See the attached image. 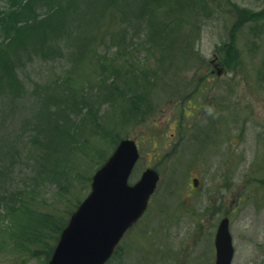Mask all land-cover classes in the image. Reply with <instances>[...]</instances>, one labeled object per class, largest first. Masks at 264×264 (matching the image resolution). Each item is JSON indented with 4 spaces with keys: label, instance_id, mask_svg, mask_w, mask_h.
<instances>
[{
    "label": "rangeland",
    "instance_id": "rangeland-1",
    "mask_svg": "<svg viewBox=\"0 0 264 264\" xmlns=\"http://www.w3.org/2000/svg\"><path fill=\"white\" fill-rule=\"evenodd\" d=\"M137 2L140 13L135 11V19L125 14L117 24L118 30L124 31L125 43L109 44L111 52L127 45L144 60L150 46L158 55L172 48L174 56L160 62L148 60L145 66L150 72L115 75L91 66L70 79L93 103L92 113L76 126V139L84 141V148L77 150L74 160L71 156L62 163L63 171L73 163L80 175L70 179L61 175L54 183L59 171L49 164L53 146L31 151L28 135L19 134L23 122L38 121L37 83L67 74L69 61L55 53V59L35 55L18 70L26 95L24 87L15 100L0 94V151L5 153L0 161L10 164L9 144L19 145L24 159L13 163L12 187L24 197L39 194L48 198L42 209L55 220L64 219L89 192L86 176L97 168L98 157L111 153L121 136L137 135L142 140V135L153 133L166 157L149 161L153 143L144 140L136 171L140 174L153 165L161 174L150 208L135 228L139 233L146 225L145 232L135 245L134 236L125 238L124 246L108 264H214L215 233L225 215L230 217L236 250L233 264H264V0H186L187 7L194 10L191 14L180 12L183 9L176 0L152 1L153 10L148 8L142 14L146 0ZM6 5L0 0L1 9ZM176 17L185 21L179 29ZM254 17L258 19L251 20ZM166 31L174 32L175 42L168 40ZM155 32V41L150 43L148 36L152 39ZM86 59L93 58L87 55ZM5 86L0 88L6 91L9 88ZM187 87L194 88L184 92ZM138 94L143 95L141 104L151 105L145 116L132 104ZM79 95L67 103L60 118L63 125L73 122L77 107L82 105ZM184 96L195 105L187 104ZM93 115L98 116L99 130L93 125ZM60 129L63 126L50 136L51 142ZM61 137L73 139L65 132ZM38 173L49 177L46 184L39 186L43 177L33 181ZM15 211L1 218L6 233L0 242V264H45V248L33 254L11 236L27 218L19 205ZM48 228L44 234L51 245L55 228Z\"/></svg>",
    "mask_w": 264,
    "mask_h": 264
},
{
    "label": "trees",
    "instance_id": "trees-1",
    "mask_svg": "<svg viewBox=\"0 0 264 264\" xmlns=\"http://www.w3.org/2000/svg\"><path fill=\"white\" fill-rule=\"evenodd\" d=\"M10 1L14 8L12 7L13 9L4 13L0 12V87L6 85L5 87L9 88L6 91L0 88V94L8 95L11 99L15 100L19 97L22 87H24L23 96L26 95L25 84L18 81V70L23 65H26L35 55H41L43 59H55L58 56H62L63 59H67L70 63L71 70L64 76L51 77L43 84L37 83L35 93L37 94V104L39 105L36 113L38 121H29L25 125L23 122L19 133L21 137L25 134L28 135V142L32 144L31 151L41 146H53L49 164H53L54 169L59 171L56 173L58 178L54 180V183H58L61 175L69 179L72 176L80 175L76 165L72 163L63 171L64 164L62 163L63 158L66 159L72 156L74 160L77 150L84 148V141L76 139L78 129L76 126L83 123L93 110V103L89 101L88 97L81 95V89L77 85L70 83V79L78 71H86L91 66L105 70L106 72L104 73L115 75H121L122 72H126L128 75H136L140 71L146 70L150 72V67L147 68L145 66L148 60L160 62L168 58L171 59L174 56V52L171 50L172 48H168V50L163 52V55H158L149 46L146 49L147 56L144 60L138 58L136 49L127 45L118 46L115 52H111L109 44L125 43L122 42L124 31L118 30L117 24L124 19L125 14L131 20L135 19V11L139 12L137 0H130V2L123 4L120 3L121 5L117 3L119 0ZM152 1L160 2L162 0H146L144 6L141 8L142 14L148 8L149 10H153L151 6L153 4L151 3ZM176 1L179 7L183 9H180V12H187L188 14L194 12L192 8L187 7L186 0ZM126 9L131 12H124ZM176 18L179 22L177 24L179 29L185 21L179 17ZM255 19H258V17L251 18V20ZM156 33L153 34L152 39L148 36L150 43L155 41ZM166 37H169L168 40L172 43L175 42L176 37L174 32L168 31ZM100 45L103 48H100ZM54 53L59 55L54 56ZM87 55L92 56L93 59L84 60V57ZM114 56H119V58L114 60ZM191 89L193 88L187 87L184 92H189ZM37 92L41 97L38 96ZM78 94H80V103L82 105L81 107H77L78 111H75V118L72 119L73 122L63 125L60 122V118L66 112L65 107L68 102L75 101L74 99ZM119 94L123 95L124 92L120 91ZM55 95L58 96V101L55 99ZM132 100L134 106L140 107L142 116L151 112L150 104L146 106L141 104L143 95L138 94ZM115 102L117 103V101ZM91 120L93 125L99 130L100 125L97 123L98 116L93 115ZM62 126L63 130L61 131L60 129L61 133L56 140L51 142L50 136L55 135L56 130L62 128ZM29 127L31 129L28 131ZM64 132L66 136H73V139L68 141L62 138L61 136ZM9 147V162L7 163L10 164L7 165L0 161V242L6 233L1 229L4 226L1 223L3 214L7 216L10 210L17 212L15 211V207L19 205L20 211L25 212L27 218L23 221L22 227H19L18 233L11 232V236L18 239V244L32 250L33 254L39 248H45L47 250L45 261H47L52 254L71 210L64 219L55 220L47 215L49 214L48 212L42 209V206L47 205L48 198L39 194L24 197L18 193V190H14L12 187V179L14 177L13 163L17 160H20L22 163L24 159L20 158L21 150L19 145L9 144ZM30 150H28V157L30 156ZM94 153L97 154L96 152ZM3 155L5 153L0 151V157ZM105 158L104 156L98 157L96 166L101 165ZM91 174L92 171L86 176L87 180H90ZM9 177H11V180L8 179ZM39 177L44 178V182L39 186L46 184L49 180V177L45 174L38 173L37 176L33 177V181ZM31 215H34V219L28 218ZM17 216L20 217L18 213ZM48 220L49 225H45ZM7 224L12 225V222L8 220ZM50 225L56 230L53 229V243L48 245L50 241L47 239V234L45 235L44 231L49 229L48 226ZM11 241H14V239H11Z\"/></svg>",
    "mask_w": 264,
    "mask_h": 264
},
{
    "label": "water",
    "instance_id": "water-1",
    "mask_svg": "<svg viewBox=\"0 0 264 264\" xmlns=\"http://www.w3.org/2000/svg\"><path fill=\"white\" fill-rule=\"evenodd\" d=\"M138 156L133 139L120 141L94 173L91 192L71 214L46 264H105L145 211L159 179L156 170L148 168L135 184H129ZM229 223L228 216L222 218L216 232V264H232L235 248Z\"/></svg>",
    "mask_w": 264,
    "mask_h": 264
},
{
    "label": "flooded vegetation",
    "instance_id": "flooded-vegetation-1",
    "mask_svg": "<svg viewBox=\"0 0 264 264\" xmlns=\"http://www.w3.org/2000/svg\"><path fill=\"white\" fill-rule=\"evenodd\" d=\"M196 85H197V84H196ZM192 103L195 105L194 100H192ZM154 125H155V127H158V126H159V123H158V122H155ZM172 134L174 135L175 133H171V135H172ZM136 138H137V140H138V143H139L140 147L143 148V146H142V142H143V140H140V141H139V137H138V136H136ZM148 138H149L150 140H153V143H154V146L152 147L154 153H152V154L150 155L149 161H151V160H153V161L162 160L164 157H166V155H165L166 153H162L161 149H159V147H158V140H159V138H158L155 134H153V133H152V134H149ZM169 145H172V142H171V141H170ZM156 148H157V149H156ZM141 155H143V153H142ZM141 221H142V219L139 220V222H138L137 224H135L132 228H130L129 232H127V233L125 234L124 238L122 239V242H121V243L118 245V247H117L118 251H119V249H120L121 247L124 246L123 241L125 240V238L127 237V235H128L129 233H130L131 237L134 236V238H135V240L132 242L133 245H135L136 241L138 240L137 238H139L142 234H144V232H145V228H146V225L141 226V231H140L139 233H137V232H136V229H135V228L137 227V225H138ZM162 229H164V228H162ZM169 229H170V228H169ZM169 229H168V230H169ZM160 230H161V229H160ZM166 257H167V255H165V256L163 257V260H165Z\"/></svg>",
    "mask_w": 264,
    "mask_h": 264
},
{
    "label": "bare ground",
    "instance_id": "bare-ground-1",
    "mask_svg": "<svg viewBox=\"0 0 264 264\" xmlns=\"http://www.w3.org/2000/svg\"><path fill=\"white\" fill-rule=\"evenodd\" d=\"M26 1V0H25ZM5 3H7V5L5 6V8L1 9L0 8V12L4 13L5 11L11 10L14 7L11 5V1L10 0H5ZM13 7V8H12Z\"/></svg>",
    "mask_w": 264,
    "mask_h": 264
}]
</instances>
